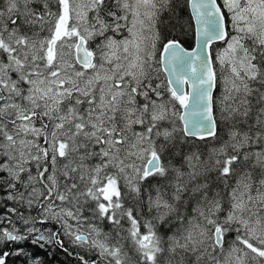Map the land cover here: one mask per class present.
Wrapping results in <instances>:
<instances>
[{
    "label": "snow or ice",
    "instance_id": "obj_1",
    "mask_svg": "<svg viewBox=\"0 0 264 264\" xmlns=\"http://www.w3.org/2000/svg\"><path fill=\"white\" fill-rule=\"evenodd\" d=\"M0 208V264H264V0H0Z\"/></svg>",
    "mask_w": 264,
    "mask_h": 264
},
{
    "label": "trees",
    "instance_id": "obj_2",
    "mask_svg": "<svg viewBox=\"0 0 264 264\" xmlns=\"http://www.w3.org/2000/svg\"><path fill=\"white\" fill-rule=\"evenodd\" d=\"M189 15H190L189 10L184 9L183 16L186 20L189 18ZM185 39L187 40L186 47H192L194 45V41L192 39V33L190 31L188 32V35L185 37ZM221 46L222 45L218 43L214 45V49L219 50ZM216 70H218L217 72L218 74H220L221 69L218 63H217ZM3 211H5V209L0 208V212H3ZM105 230L106 231L108 230L107 226H105ZM60 262H62V264H74V259L72 257H66L64 254L61 253V254H58L57 256V264H60Z\"/></svg>",
    "mask_w": 264,
    "mask_h": 264
},
{
    "label": "rangeland",
    "instance_id": "obj_3",
    "mask_svg": "<svg viewBox=\"0 0 264 264\" xmlns=\"http://www.w3.org/2000/svg\"><path fill=\"white\" fill-rule=\"evenodd\" d=\"M222 47V46H221ZM220 47V48H221ZM218 71V70H217ZM228 243H232V239L231 238H229V240H228Z\"/></svg>",
    "mask_w": 264,
    "mask_h": 264
},
{
    "label": "flooded vegetation",
    "instance_id": "obj_4",
    "mask_svg": "<svg viewBox=\"0 0 264 264\" xmlns=\"http://www.w3.org/2000/svg\"><path fill=\"white\" fill-rule=\"evenodd\" d=\"M216 67H217V64H216Z\"/></svg>",
    "mask_w": 264,
    "mask_h": 264
},
{
    "label": "water",
    "instance_id": "obj_5",
    "mask_svg": "<svg viewBox=\"0 0 264 264\" xmlns=\"http://www.w3.org/2000/svg\"><path fill=\"white\" fill-rule=\"evenodd\" d=\"M218 44V43H217ZM194 46V45H193Z\"/></svg>",
    "mask_w": 264,
    "mask_h": 264
}]
</instances>
